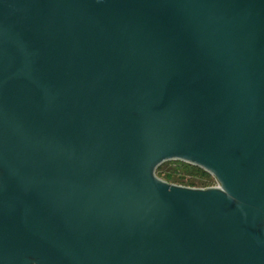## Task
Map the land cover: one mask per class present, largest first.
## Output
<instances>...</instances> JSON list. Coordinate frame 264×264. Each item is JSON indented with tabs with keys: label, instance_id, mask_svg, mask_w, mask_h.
I'll list each match as a JSON object with an SVG mask.
<instances>
[{
	"label": "water",
	"instance_id": "95a60500",
	"mask_svg": "<svg viewBox=\"0 0 264 264\" xmlns=\"http://www.w3.org/2000/svg\"><path fill=\"white\" fill-rule=\"evenodd\" d=\"M0 264H264V0H0Z\"/></svg>",
	"mask_w": 264,
	"mask_h": 264
},
{
	"label": "rangeland",
	"instance_id": "374dc122",
	"mask_svg": "<svg viewBox=\"0 0 264 264\" xmlns=\"http://www.w3.org/2000/svg\"><path fill=\"white\" fill-rule=\"evenodd\" d=\"M178 160H169V161H165L164 163H162L160 165V168L163 170H170V171H174L175 168H177L176 164L177 163H174ZM176 174L173 173V177L172 179H163L167 182H170V183H175V184H180V185H184V186H190L189 184H191V182H195V187H203V182L205 180H207L208 183L212 184L211 186H214L216 185V181L215 179L213 178V176H211L209 173H203L201 171H198V170H195V169H192V168H189L188 170L186 169H177L176 170Z\"/></svg>",
	"mask_w": 264,
	"mask_h": 264
},
{
	"label": "trees",
	"instance_id": "16d2710c",
	"mask_svg": "<svg viewBox=\"0 0 264 264\" xmlns=\"http://www.w3.org/2000/svg\"><path fill=\"white\" fill-rule=\"evenodd\" d=\"M174 163H177L176 164V166H177V168H175V170L173 171H170V170H162L161 168H160V166L156 169V175L158 176V177H160V178H167V179H172V175H173V173L174 174H176V170L177 169H179V168H181V169H186V170H188L189 168H192V169H195V170H198V171H201V172H203V173H206L203 169H201V168H199V167H197V166H194V165H191V164H188V163H185V162H182V161H176V162H174ZM207 174V173H206ZM204 184H203V187H207V186H211L212 184H210V183H208L207 182V180H205L204 182H203ZM191 187H195V182H191V184H189Z\"/></svg>",
	"mask_w": 264,
	"mask_h": 264
}]
</instances>
